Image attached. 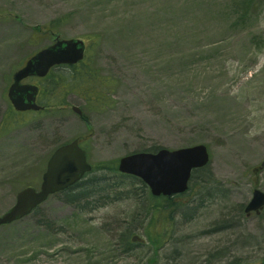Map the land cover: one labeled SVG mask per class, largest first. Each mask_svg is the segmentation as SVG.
<instances>
[{
    "label": "rangeland",
    "instance_id": "1",
    "mask_svg": "<svg viewBox=\"0 0 264 264\" xmlns=\"http://www.w3.org/2000/svg\"><path fill=\"white\" fill-rule=\"evenodd\" d=\"M55 36L82 39L108 88L96 103L74 91L61 108L16 113L12 74ZM75 138L92 166L196 145L209 164L171 206L91 172L74 200L52 195L0 227V264H264V208L243 212L264 194V1L0 0V216Z\"/></svg>",
    "mask_w": 264,
    "mask_h": 264
},
{
    "label": "water",
    "instance_id": "2",
    "mask_svg": "<svg viewBox=\"0 0 264 264\" xmlns=\"http://www.w3.org/2000/svg\"><path fill=\"white\" fill-rule=\"evenodd\" d=\"M264 1V0H261ZM85 44L80 39L55 38L52 45L32 55L25 64L12 75L7 89V97L16 112L42 109L36 102L38 87L22 84L28 77L43 78L55 66L75 65L82 61ZM81 115V111L72 107ZM209 163V155L204 145H196L177 150L160 149L156 153H134L121 157L117 163L118 172L136 177L142 181L154 197H171L187 190L193 170L202 169ZM264 167V162L262 163ZM91 170L86 152L75 139L58 147L47 161L39 190L26 187L16 194L15 204L0 216V226L11 224L24 218L53 194L62 192ZM264 208V194L253 190L251 200L244 213L259 214Z\"/></svg>",
    "mask_w": 264,
    "mask_h": 264
},
{
    "label": "trees",
    "instance_id": "3",
    "mask_svg": "<svg viewBox=\"0 0 264 264\" xmlns=\"http://www.w3.org/2000/svg\"><path fill=\"white\" fill-rule=\"evenodd\" d=\"M36 82L39 86L38 100L40 102V105L45 108V110L41 113H47L55 108H61L62 104L58 102L60 94L66 96L69 93H75L74 91H77L78 94L81 95L86 102L96 103L102 98V96L97 94L99 92V87L108 88V82L99 78L96 72L90 69L85 62L79 63L75 66L55 67L49 72V74L45 78L37 79ZM47 94H51L52 97H50V95L47 96ZM81 119L83 122L86 123V118L82 117ZM158 149L159 148H155L142 152L154 153ZM99 170H106L109 172L116 173V167L114 165L110 166L109 163H101L99 165L96 164L93 166L91 172ZM202 172L206 173V168L194 171L190 178L189 185L193 184L195 177H197L196 175ZM98 182L99 183H97L96 181L94 185H92V187L94 188V192H103L104 189H107L106 186H101V181ZM140 184L142 188L146 189V187L142 183ZM83 185L84 182L80 181L60 194L65 195L69 200L72 201L74 200V197L77 196V194H74V192L81 191L80 189H82ZM107 190L113 191V188L110 187ZM80 193L82 192H79L78 195H80ZM153 199L154 201L157 200V198ZM161 200L167 203L166 206L173 205V199L161 198Z\"/></svg>",
    "mask_w": 264,
    "mask_h": 264
}]
</instances>
